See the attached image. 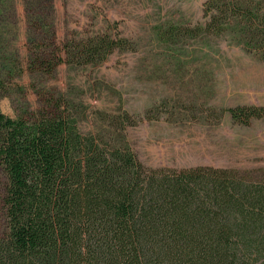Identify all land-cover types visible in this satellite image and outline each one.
<instances>
[{"label": "trees", "instance_id": "1", "mask_svg": "<svg viewBox=\"0 0 264 264\" xmlns=\"http://www.w3.org/2000/svg\"><path fill=\"white\" fill-rule=\"evenodd\" d=\"M21 2L31 76L134 49L116 24L60 39L53 0ZM17 23L14 0H0V91L21 73ZM161 30L166 44L230 37L264 62V0H204L199 22ZM69 106L52 96L31 116L0 109V264H264V180L148 168L126 139L128 114L84 133ZM226 111L242 125L264 119V106Z\"/></svg>", "mask_w": 264, "mask_h": 264}, {"label": "rangeland", "instance_id": "2", "mask_svg": "<svg viewBox=\"0 0 264 264\" xmlns=\"http://www.w3.org/2000/svg\"><path fill=\"white\" fill-rule=\"evenodd\" d=\"M203 1L53 0L60 39L116 24L134 49L115 51L95 66L62 63L51 77H37L25 70L22 2L14 0L12 46L21 73L3 82L1 111L12 118L31 116L47 97L63 96L84 133H104L107 119L128 114L135 125H127L126 139L148 168L214 167L264 180V119L242 125L226 111L264 106V62L230 37L166 44L156 32L199 22Z\"/></svg>", "mask_w": 264, "mask_h": 264}]
</instances>
